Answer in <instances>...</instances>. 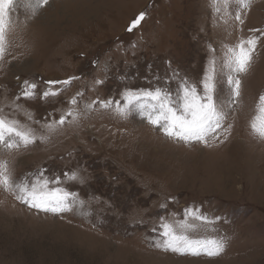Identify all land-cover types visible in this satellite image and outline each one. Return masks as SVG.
<instances>
[{"label": "rangeland", "instance_id": "rangeland-1", "mask_svg": "<svg viewBox=\"0 0 264 264\" xmlns=\"http://www.w3.org/2000/svg\"><path fill=\"white\" fill-rule=\"evenodd\" d=\"M141 11L145 19L129 32ZM235 12L232 5L228 15L215 13L211 0H48L32 14L15 0L0 60V107L48 139L0 150V160L14 180L41 170L59 176L83 204L46 213L0 188V264H264V140L249 126L264 94V39L240 76L239 100L224 109L230 132L207 146L167 138L138 111L121 117L99 104L85 108L94 100H121L128 88L175 91V80L165 83L173 70L198 84L209 46L220 60L249 29H264V0H252L242 25ZM69 77L78 79L60 95L41 98L46 81ZM25 80L37 84V95L16 103L33 120H58L69 107L78 120L69 117L49 135L23 110L15 112L12 102ZM78 92L83 96L70 105ZM229 97L224 70L216 99L227 104ZM66 172L78 179L65 180ZM187 210L220 218L192 235L223 239L222 254L193 256L156 246L161 222L183 220Z\"/></svg>", "mask_w": 264, "mask_h": 264}, {"label": "snow or ice", "instance_id": "snow-or-ice-1", "mask_svg": "<svg viewBox=\"0 0 264 264\" xmlns=\"http://www.w3.org/2000/svg\"><path fill=\"white\" fill-rule=\"evenodd\" d=\"M14 2L15 0H0V60H3L6 52V30L10 24L9 9ZM47 3L48 0H22L23 7L29 9L32 14ZM251 3L252 0H211L215 13L223 12L228 15L231 6L235 5L234 19L241 25L244 23L243 16L250 10ZM146 14L145 11H141L135 16L127 30L131 32L138 28ZM249 33L246 37H240L235 44L227 46L220 60L215 55V49L209 46L210 57L198 84L186 77H181L179 72L173 70L171 77L166 79L165 83L170 84L175 80L177 84L175 91L170 87L162 86L142 89L128 88L122 93L121 100H94L86 104L85 108L91 110L94 104H99L101 108H112L121 117L138 111L150 125L158 128L167 138L182 141L185 144L197 142L207 146L210 141L218 139L221 133L226 135L231 130V125L224 126L227 116L224 109L233 107L239 100L240 76L250 70L258 45L264 39V29L252 28L249 29ZM224 70H226L230 90L227 104L218 102L216 99L218 77ZM74 79L78 77L46 81L48 87L41 93V98L60 95ZM95 83L100 84L102 81L96 80ZM21 88V92L14 97L12 102L15 112L23 110V106L16 101L21 98L32 99L37 95V84L34 82L25 80ZM81 96L83 93H76L69 104L77 105V97ZM23 111L28 121L40 124L39 121L33 120L30 112ZM69 117H71V122L78 120L79 113L74 107H69L58 120L47 121L40 124V127L51 135L68 122ZM249 126L254 136L264 140V94L258 98L256 115L251 119ZM47 139L48 135H38L36 129L29 123H22L10 117L0 107V150L11 153L22 147L27 148L37 140L45 142ZM64 178L68 181H76L78 175L76 172H66ZM62 183L59 176L46 177L43 170L14 180L8 162L0 160V188L12 193L15 200L30 209L61 214L72 211L78 204L82 205L83 201L79 199L78 194L62 187ZM219 219V217L210 219L198 210H187L183 220L161 222L162 243L158 242L156 246L179 254L219 256L225 250L223 239L215 236L192 235L201 229L207 230L208 226L213 225Z\"/></svg>", "mask_w": 264, "mask_h": 264}]
</instances>
